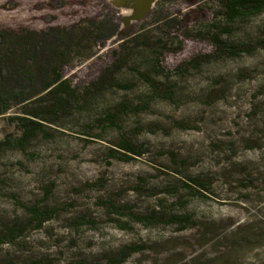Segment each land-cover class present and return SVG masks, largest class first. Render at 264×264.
I'll return each instance as SVG.
<instances>
[{
    "label": "rangeland",
    "instance_id": "obj_1",
    "mask_svg": "<svg viewBox=\"0 0 264 264\" xmlns=\"http://www.w3.org/2000/svg\"><path fill=\"white\" fill-rule=\"evenodd\" d=\"M223 1L204 0L192 10L181 4L187 15L174 18V0H167L131 39L140 37L134 54L128 41L120 47L124 38L116 37L67 66L66 78L85 96L89 92L88 106L69 109L25 147L5 144L18 141L21 130L0 120V264H108L126 246L143 243L151 250L127 264H184L204 252L202 239L214 224L226 227L213 234L217 238L235 224L259 219L264 12L230 23ZM48 3L36 10L43 15L36 20L19 2L0 9V29L86 27L107 16L102 0L76 2L72 13H65V0ZM213 24L230 30L221 44L208 34ZM233 47L244 52L232 57ZM107 69L106 82L92 92ZM123 143L143 156L129 163L111 159L115 150L129 155ZM34 207L54 212L53 220L39 228ZM112 207L163 220L191 216L194 228L179 232L163 221L137 223ZM15 229L20 233H11Z\"/></svg>",
    "mask_w": 264,
    "mask_h": 264
},
{
    "label": "trees",
    "instance_id": "obj_2",
    "mask_svg": "<svg viewBox=\"0 0 264 264\" xmlns=\"http://www.w3.org/2000/svg\"><path fill=\"white\" fill-rule=\"evenodd\" d=\"M47 1L54 0H0V9H7L8 5L21 3L27 18L33 20L39 15L36 10L43 8ZM68 10H76L75 3L83 0H65ZM264 12V0H224L223 15L230 23L239 18L260 15ZM216 30V32H213ZM119 31V24L115 17L105 16L97 21H89L86 27L75 25L69 28L50 27L47 30L33 31L22 28L20 30L0 29V120L8 118L21 130V136L14 142L10 138L6 145L10 148H21L30 142L39 133L46 134L47 124L57 121L69 109L88 106L87 97L72 84L64 75L67 66L76 60L89 59L93 49L100 42L109 41ZM230 33L229 29L221 31L217 24L208 28V34L216 44H221V35ZM139 38L128 41L131 47L129 53L134 54L139 48ZM162 40L158 44H163ZM126 51L127 49L124 48ZM232 57L239 56L244 51L233 47L229 51ZM122 63V62H121ZM124 64L117 65L115 69H122ZM111 73L110 69L104 71L100 82L93 84L91 89L98 91L101 83L106 82ZM143 76V75H142ZM121 90H130L126 84L111 85ZM163 98L170 99L171 95L163 94ZM14 109H19L21 115H10ZM129 155H119L118 150L110 154L111 159L123 162H132L135 158L143 156L142 151L131 144L120 145ZM173 158L175 157L172 154ZM204 187L203 185H200ZM115 214L129 216L137 223L150 221H163L169 225L177 226L179 232L194 228L191 216H172L169 219L149 218L134 213L125 214L124 207H112ZM38 226L41 228L47 221L53 220L54 212L41 210L37 207L30 209ZM256 221L238 223L228 228L229 232L222 231L217 238L213 234L219 233L226 227L213 225L211 233L205 234L201 246L204 252H195L184 264H264V209ZM128 229L127 225L123 227ZM20 229L12 230L11 233ZM226 233V234H225ZM225 236L223 237L222 235ZM194 246L191 245V248ZM151 247L145 243L131 244L123 248L119 254L108 259V264H127L135 255L145 254ZM183 258V254H178ZM35 264H50L36 262ZM81 264H100L83 262Z\"/></svg>",
    "mask_w": 264,
    "mask_h": 264
},
{
    "label": "flooded vegetation",
    "instance_id": "obj_3",
    "mask_svg": "<svg viewBox=\"0 0 264 264\" xmlns=\"http://www.w3.org/2000/svg\"><path fill=\"white\" fill-rule=\"evenodd\" d=\"M105 4V14L107 16H115L116 20L121 23L117 35L111 40L124 38L118 41V46H122L127 41L134 38L137 33L143 32L147 27L156 10L163 8V4L167 0H153L150 8V0H102ZM204 0H174L173 6L170 8L176 14L187 15L185 9H182L181 4H186L189 9H198L201 7ZM110 41V40H109ZM107 42V41H105Z\"/></svg>",
    "mask_w": 264,
    "mask_h": 264
},
{
    "label": "water",
    "instance_id": "obj_4",
    "mask_svg": "<svg viewBox=\"0 0 264 264\" xmlns=\"http://www.w3.org/2000/svg\"><path fill=\"white\" fill-rule=\"evenodd\" d=\"M197 0H191V2H196ZM150 5H149V8H150V6H151V4L153 3V0H150Z\"/></svg>",
    "mask_w": 264,
    "mask_h": 264
}]
</instances>
